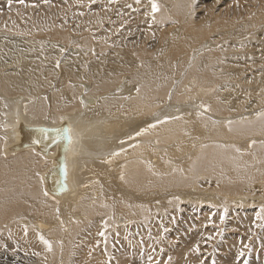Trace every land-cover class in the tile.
Returning a JSON list of instances; mask_svg holds the SVG:
<instances>
[{"label":"bare ground","instance_id":"obj_1","mask_svg":"<svg viewBox=\"0 0 264 264\" xmlns=\"http://www.w3.org/2000/svg\"><path fill=\"white\" fill-rule=\"evenodd\" d=\"M170 1L172 2L171 7L174 10V12H172L177 18L179 17L177 23L169 22L168 20V23L165 24V20L163 19L164 22L162 24L160 22L161 20H156L157 14L155 13L156 15H154V17L151 15L149 0H140L139 4L136 3V0H121L118 7L112 3L110 4L109 0H58L56 2L54 0L53 4L49 6L45 4L44 0H25L24 4H20L19 0H13L11 5H9L8 0H2L0 2V10H7L4 16L5 19H7L8 25L12 28V31H19L24 39L29 36L35 37V32H38L42 28L44 32L47 31V33L42 34L48 36H59V34H63L65 39L72 40H69L70 48L68 51L66 50V54L63 55L65 57L60 59V63L64 65L63 69H60L61 71H58L52 59L47 66L42 67V61L43 58H46V55L48 58L56 57L64 51L65 45L61 47L57 42V50L47 53L45 52V48L51 45L47 44L45 45L46 47H42L46 40L38 39L41 45L38 43V46H30L31 44H29V46L27 45L28 47L26 46L25 48L26 52L20 55V50L16 46V43H18L20 39H8L13 46L7 50L8 53L5 51V53H7V58L0 53V56H4L5 58L4 61L0 62V66L1 68H6V73L3 75L2 80H0L2 83V85L0 84V89H3L4 93L9 96L12 95L10 98L3 97L6 109L0 108V112L4 115L6 120L5 123L2 124V129H6V131L2 132V134L0 132V150H2L3 154L17 152L12 155L8 154V157L3 160L0 159V225H7L8 222L6 224L3 222L5 220L4 218L7 216H9V218L11 217L10 221L8 220L10 224L6 228L8 235L5 236L4 233L2 236L0 233V264H116V260H127L128 256H130L131 259L140 258L141 264H149V255L152 257V264H156V240L153 239V237H149L148 234V236H145V233H148L144 231L145 229H141L139 233L136 232L137 229H135V233L127 232L130 230V227L128 228L129 230L124 228H116L113 230L114 226L120 220L123 221L125 214L123 218H121V213L118 214L119 210L116 212L114 211L112 213L115 217L113 216L111 220H106L107 217L105 212L108 210L107 205L110 206V204L109 202L105 203V201L108 200V198L106 199L108 193L111 195H118L117 201L120 200V202L128 205L131 209L129 210V214H135L136 216L131 217L135 219L138 217L139 211L144 212L143 206H141L143 208L139 207L138 209L135 207H137L140 202L147 201L143 199L145 195L151 200L155 196L153 190H150L149 194H145L143 192L145 188L149 187L152 189L157 187L162 191L166 187H188L190 182L187 180V175L183 171H180L178 166H173L171 162H167L158 155L160 150L154 147L158 145L160 147V144L163 143L166 145V143H170L172 140L177 142L181 151L193 150L192 155L194 159L193 157V160L184 158L185 160L183 161L186 163L189 161L194 172H204V176L208 179V185L206 184L208 187H211L215 191L219 190L222 192L220 190L221 187L223 193H228L230 197L233 195V192L238 195L244 194L245 197L250 196L256 199V202L252 199L251 205H264V108H261L263 111L260 113L263 116H257L258 112L256 111L257 108L264 106V48L261 52L243 50L250 59L241 54L240 60L242 64L247 61L245 65L232 66L225 62L226 55L223 48H215V50H217L215 51L212 50L213 48L210 46L212 49H208L212 54H207L204 50V45L206 43L202 42V39L208 38V35H216V33L217 44H220L223 41L222 39H232L236 44H238L239 39H252L250 38V33L253 30L264 29V0H250L255 2L256 5L249 4L242 6V4H238L237 6L241 10L239 16L247 15L249 21H246L240 27L233 30H227L225 27L218 24L220 20L229 19L231 14L197 10L198 7L192 4L195 0ZM97 3L99 4V8L103 7V10H99V8L93 6ZM33 5H35V7H33ZM108 5L112 7L115 6L113 17L109 15L111 7H107ZM129 5H131V7H129ZM256 6L260 7L255 11ZM14 10L16 12H14ZM70 12L74 13L75 19H72V16L69 17ZM199 13H202V15H199ZM4 16L2 17L1 15L0 17L4 18ZM258 16L261 17L258 18ZM111 18H113L111 20L112 22L117 20L116 23H118V20L126 21L127 18L128 20L131 18L133 21V23H131L133 25L140 21L147 22L148 25L146 26H148L153 33V35L150 33V38L156 37L153 41V44L156 43V45L151 47L148 45V47H145V44L143 48L136 47L143 37L142 34H140L142 35V37L140 36L141 38L136 37L139 35L133 36L134 34H132L133 38L136 37V39H131L130 37V39H126L123 32L114 38L111 37L116 32V26L111 25L110 22L107 23ZM5 19L0 18V23H4ZM158 21L161 23L160 25ZM103 24H105L106 27L103 26ZM102 26L105 28L100 29ZM117 26H120V24ZM136 30L135 32L138 33V30ZM141 32H143L142 29ZM79 33H82V39L72 43L77 40L78 37L76 34ZM131 33L132 32L128 35ZM262 37L264 38V33H262ZM90 39H94V42H92V51L86 46ZM104 39L111 44L110 48L108 46L106 47L107 44L104 45L105 47L100 45L99 42L102 41L103 43ZM137 39H139V41ZM157 39L161 41H158L161 45H158ZM198 39L200 40L197 42L196 40ZM29 40L30 42L33 41L31 39ZM29 40L25 39L23 41ZM50 40L54 39H49L48 41ZM1 41H3V39ZM192 41L197 42L198 45L201 44V49L198 50V53H200V51L202 52L193 59L195 61V59L198 58L197 65L196 67L194 66L198 79L196 82L197 84L201 82L203 85L215 89V94L204 96L203 103L206 107H211L216 112L223 111L225 108L223 105L224 99L217 94V88L220 87L222 90H225L227 88L233 89L235 86H242L238 90L242 91L245 95L243 100L245 109L240 110L243 112L242 115L248 113L250 117L248 120H244L243 123L238 124L236 128H234L235 125L220 124L210 120V118L213 117L208 114L206 117L199 112L201 106L198 108L199 111H197L194 102H187L186 104L178 102L180 105H175L172 104L170 96V99L168 98L169 101H167L168 104L164 105L170 87L169 81L172 76L168 57L164 55L167 51H171L172 54L174 52L173 50L178 47H180L178 50H183L191 46L193 43ZM48 43L52 44V41ZM144 43L146 42H143V44ZM206 47L207 46H205V49ZM196 48L199 47L196 46ZM150 49H156V55H154L153 52L150 57L149 55H144L146 51L148 52ZM187 49L185 50L186 52ZM219 53L221 56H219ZM176 54H178V52ZM214 55L217 57H214ZM182 59L184 58L182 57ZM56 60L57 59H55V61ZM134 61H138L139 65H137L138 63L136 65L137 67L139 66V68L135 65L133 66L136 68L131 67V63L134 64ZM40 67L43 69L42 72H40ZM190 67L192 66L190 65ZM124 75L126 78H124ZM47 78L49 80H47ZM71 78L86 80L87 83L90 84L91 89L88 85L86 87L84 83L72 85L71 83L73 81L70 82ZM111 78L112 82L110 83ZM120 80L122 81L119 84ZM184 82H186V80ZM174 87L176 86H173V88ZM151 88L154 89V91L150 92ZM202 90L206 91L205 88ZM85 91L86 96L84 95ZM81 92L82 95H80ZM104 93L106 94L104 95ZM207 93H209V91ZM22 95L28 98L24 99L21 97ZM174 95L176 96L177 94ZM14 96L17 97L12 98ZM180 96L179 98L181 100L183 96ZM250 96L253 99H251ZM78 99L83 101L86 107L83 114L77 112L71 113V111L63 115L58 113L71 107ZM226 100L228 99L226 98ZM25 102H27V104H24ZM239 102L240 99H235L230 110L236 111L238 108L242 107V104ZM198 103H200V101H198ZM161 106L165 107L159 111V107ZM172 110L176 111L173 112ZM58 117L61 118V122L46 125L47 122L56 120ZM177 117L179 119H177ZM161 119H166L168 122H156L158 120L162 121ZM149 124H157V127L155 129H150L143 136L136 137V133L143 128H147ZM62 125H64L65 128L71 129L72 143L70 145H67L66 142L64 145L57 142L50 147L46 153H40L36 149V146L32 144L25 145L19 149L14 148L26 139L24 130L27 128H58ZM250 136L252 137L249 138ZM96 137L98 138V142H104L102 146L104 150L102 151L101 149L103 155L114 153L117 148L121 149L122 147L124 148V146L126 147L128 144L125 143L126 141H132L133 146L117 151L120 152L119 156H106L103 158V162L99 160L96 162V165L93 164V160L90 159L91 163L89 162L90 164H88L87 161H90L88 158L92 157L97 151L96 147L93 145ZM130 137H135V139L130 140ZM242 138L252 139V146L246 147L247 149H245L247 145L245 142L243 145L238 144L237 146L240 147L237 148V150L229 149L228 142H231V144L233 142L235 144V142H239ZM121 141H124L125 144L121 143ZM134 145H139V147H134ZM65 147L68 149L67 152H65ZM98 147L99 146H97V148ZM170 150L171 149H169V152ZM247 150L251 152L246 153L245 151ZM169 152L168 156L170 155ZM172 152L174 153L175 151ZM164 154L165 153H163V155ZM156 156H158V162L156 161ZM105 161H110V163H106ZM86 163L88 165H86ZM81 164H85V166L81 168L84 170L80 172L79 168ZM57 166L62 173V186L56 193H53L47 188L45 175L51 167ZM65 167L67 169L66 176ZM82 177L85 180L81 181ZM121 177H123V179H121ZM121 183L135 186L137 196L129 199L130 194L128 192L125 194L122 192L119 186ZM65 187L67 190H64ZM100 190H103V192L101 193ZM224 190L226 192H224ZM44 192H47L48 195L45 196ZM164 192L168 193L167 191ZM171 193L173 194V191ZM192 193L193 192L190 194ZM213 195L215 194L213 193ZM202 197L204 196L202 195ZM202 197L200 196L199 198ZM155 198H159L160 200V197ZM166 198L168 197L166 196ZM228 200L231 199L229 198ZM242 201L243 203L248 202V199L244 198ZM258 201L262 202L259 203ZM112 202H114V200ZM222 203L223 202H221V204ZM214 204H216V202H214ZM235 204L237 208V203ZM218 206H220V204ZM233 206L234 205H232V207ZM160 207H162V209L164 207H172L174 210L173 214L178 210H176V205L170 203V201ZM226 209L227 208L224 210ZM151 211L152 210L149 212ZM209 213L211 212L209 211L208 214ZM212 213L214 212L212 211ZM242 213H240L238 222L228 223V226L231 225L232 228H237V230L238 227L239 230L240 228H244L243 230L247 231L246 234L251 235L252 232L259 228L260 221L256 219V215H253V213L249 212V214L246 215ZM254 213H256V211H254ZM195 214L194 216L197 217ZM231 215L232 217L235 216H233V214ZM160 216L162 217V215ZM182 216H184V214ZM193 217L191 216V219H193ZM206 218L207 214L205 216V221L202 219L201 221L204 223L208 222ZM234 218L235 219H232L233 221L236 220V217ZM215 220L220 221L219 214ZM186 221L184 220L185 223ZM150 223L154 224L153 221ZM209 223L211 222L209 221ZM186 224H188V222ZM190 224L188 226H190ZM205 224L208 226L207 223ZM214 224L218 225L221 223L218 222V224H216L214 222ZM239 224L240 226H238ZM157 225L159 226V224ZM197 225L200 226L198 223ZM167 227L169 228V225ZM214 227L216 228L217 226ZM170 228L172 229L173 226ZM25 229H27L26 234ZM176 229L175 232L178 231ZM243 230L242 232L244 233ZM101 231L105 232L107 243H105L103 237L99 236L98 233ZM156 231L154 232L155 235ZM213 231L215 230L213 229ZM196 232L197 231H195V233ZM206 232L209 235V230ZM219 232V230H216V234ZM188 234H186V238H188ZM207 234L205 233V235ZM192 235L188 236L192 237ZM9 236L11 237L8 238ZM39 236H43L44 239L51 243V251L46 250ZM157 236L154 237L156 238ZM202 236L199 237L201 238ZM171 237L168 239L171 240L173 238ZM195 238L198 237L194 236V239ZM159 240L160 237L158 238V241ZM183 240L187 243L186 241L188 239ZM201 240L204 241L205 239L202 237L201 239L193 240V242L190 241L193 244L191 247L188 246L190 247L188 248L189 252L185 254L184 251L188 250L175 252L176 249H172L175 252L172 255L171 253L169 254L170 250L166 248V251H169L167 255H171V259H176V261L171 260L170 264L200 262L199 260L201 259L199 255L193 252L192 249L194 247H199V242L200 244L203 243ZM243 243L242 241V245L250 247L247 242ZM188 244L189 243H187V245ZM232 244H236V242ZM172 245L174 246L175 244ZM183 245L184 248H187L185 244ZM160 247L162 246L160 245ZM169 247L172 246L170 245L168 248ZM204 248L206 249L207 247L205 246ZM256 248L253 246V252H258ZM142 249L145 252L144 255H141ZM158 249L161 251L162 248ZM217 249L218 248H216V250ZM207 251L208 250H206V252ZM200 252L201 250L199 253ZM220 252L221 250H219V253ZM253 256L254 254H252V257ZM201 258L203 259V257ZM223 258L226 262L229 261L228 256ZM204 259L206 260V257ZM128 261L132 264L130 258ZM164 261L165 260H162L161 264H164ZM135 262L134 264H137Z\"/></svg>","mask_w":264,"mask_h":264},{"label":"rangeland","instance_id":"obj_2","mask_svg":"<svg viewBox=\"0 0 264 264\" xmlns=\"http://www.w3.org/2000/svg\"><path fill=\"white\" fill-rule=\"evenodd\" d=\"M2 1V0H1ZM0 1V2H1ZM56 1H58V0H55V2ZM60 1H62V0H60ZM53 2H54V0H48V2L47 3H45V4H47L48 6L51 4H53ZM120 2H121V0H116V3H112V4H114L115 6H117L118 7V5L120 4ZM155 2L159 5V11L155 14L156 15V20H161L160 22L163 24V22H164V20H165V24H167L168 23V20H169V22H175V23H177L178 22V20H179V17L177 18L176 17V15L173 13L174 12V10L172 9V7H171V5H172V2L169 0H155ZM160 2V3H159ZM110 3V2H109ZM163 3V4H162ZM111 4V3H110ZM192 4H194V6L195 7H198V9L197 10H201V11H204V10H206V11H208V12H220V13H226V14H231V17L229 18V19H225V20H220V21H218V24L219 25H221V26H223V27H225L227 30H233V29H237L238 27H240L243 23H245L246 21H249V19H248V17H247V15H243V16H239V14L241 13V10L238 8V4H242V6L243 5H249V4H251V5H256V3L255 2H252V1H250V0H195V1H193V3ZM164 5H166V6H164ZM93 6H95V7H97V8H99V4L97 3V4H94ZM115 6L114 7H112L111 5H108L107 7H111L110 8V11H109V15L111 16V17H113L114 16V8H115ZM259 7L260 6H256V8H255V11L256 10H258L259 9ZM37 9V8H36ZM168 11H167V10ZM99 10H103V7H101V8H99ZM166 11H167V13H166ZM173 11V12H172ZM7 12V10L6 11H4V9L3 10H0V16L2 15V17L4 16V14ZM14 12H16L15 10H14ZM236 13H238V14H236ZM159 15H161V16H159ZM163 15V16H162ZM167 15V16H166ZM199 15H202V13H199ZM264 15V14H263ZM72 16V17H71ZM2 17H0L1 19H5V16H4V18H2ZM69 17H71L72 19H75L74 18V13L73 12H70L69 13ZM167 17V18H166ZM174 17H175V20H174ZM261 16H258V18H260ZM169 18V19H168ZM171 18V19H170ZM173 18V19H172ZM113 18H111L110 20H108L107 21V23L108 22H110V24L111 25H115L116 26V32H117V34H116V32H115V34L113 35V36H111V37H116V36H118V34H120V33H124V37L126 38V39H128L129 37L132 39L133 38V36H136V35H139V36H136L137 38H141L142 37V35H143V39L141 38V40L143 41V42H146V43H144L143 44V42L140 40L139 41V39H137L140 43V45L138 44V45H136V47L138 46V48L140 47V48H143V46H145V44H146V46L145 47H148V45H149V47H151V46H155L156 45V43L155 44H153V41L156 39V37L154 38V37H151L150 38V33H151V35H153V33H152V31H150V29H149V27L148 26H146V25H148V23L147 22H145V21H140L139 23H137V24H132L133 23V21H132V19L130 20H128V18L126 19V21L125 20H118V23L120 24V26H117V25H119L118 23H116V21L114 20L113 22L111 21ZM164 19V20H163ZM178 19V20H177ZM7 19H5L4 20V23H0V53L2 54V55H4V56H6V58H7V53H8V49H10L13 45L11 44V42H10V40H8V39H20L19 41H18V43H16V46H17V48L20 50V52H19V54L20 55H23L24 54V52H26L25 51V48H26V46L28 45L29 46V44H31L30 46H36L38 43L40 44V41L38 40V39H45L46 41H44V44H43V46L42 47H46L45 45H47V44H50L51 46H48L47 48H45V52H47V53H50L51 51H55V50H57V43H59L58 45L59 46H63V45H65V49H64V51H62L59 55H57L56 57H49L48 58V56L46 55H44L46 58H43V61H42V67H45V66H47L49 63H50V61H51V59L53 60V63H54V65L56 66V62H57V60L60 62V59H63L65 56H63L64 54H66L65 52H67L68 50H69V48H70V42H69V40H71V39H65L64 38V35L63 34H59V36L58 35H53V36H48V35H46V34H42V33H47V31H45L44 32V30L41 28V30H39L38 32H35L34 34L36 35L35 37L34 36H29V37H27V38H25V39H27V40H29V39H31V40H33V41H31L30 42V40L29 41H23V40H25L24 39V37H23V35L19 32V31H17V30H13L12 31V28H10V26L8 25V23H7V21H6ZM174 20V21H173ZM6 21V22H5ZM121 21V22H120ZM128 22H129V24H128ZM132 22V23H131ZM159 21H158V23H159V25L161 24ZM131 23V24H130ZM105 24H106V22H105ZM105 24H103V26H105ZM139 24V25H138ZM124 25V26H123ZM129 25H131V26H129ZM141 25V26H140ZM101 27L100 29H103V28H105V27ZM130 28H129V27ZM10 29H9V28ZM124 29H123V28ZM130 29H128V28ZM132 27V28H131ZM5 28H7V29H5ZM136 28H137V30H136ZM128 29V30H127ZM140 29V30H139ZM141 29L143 30V32H145V33H143V32H141ZM255 29V28H254ZM131 30H133L134 32H135V30L138 32V33H134L133 31H131ZM84 31V30H83ZM128 31H129V33L130 32H132L130 35H128L129 33H128ZM150 31V32H149ZM41 32V33H40ZM140 32V33H139ZM4 33V34H3ZM8 34V35H6V34ZM262 33H264V29H258V30H253L251 33H250V38H252V39H239V41H238V44H236V43H234L233 41H232V39H222L223 41L220 43V44H217V33H216V35H208V38L206 37V38H204V39H202V42H204V43H206L205 45H204V50L206 51V53L208 54V53H211L210 51H209V49H212V50H215V48H218V47H221V48H223L224 49V51H225V55H226V63L227 64H230V65H232V66H244L245 65V63L247 62H245V63H243L242 64V61L240 60V55L241 54H243L244 56H246L248 59H250V57L247 55V54H245L244 52H243V50H252L253 52H261L262 51V49L264 48V38L262 37ZM132 34H134L133 36H132ZM140 34H142V35H140ZM145 34V35H144ZM82 33H79V34H76V36L78 37L77 38V40L76 41H73L72 43H74V42H78L80 39H82ZM2 36V37H1ZM8 36V37H7ZM42 36V37H41ZM45 36V37H44ZM62 36H63V39H62ZM132 36V37H131ZM141 36V37H140ZM145 36V37H144ZM136 37H134L135 39H136ZM147 37V38H146ZM23 38V39H22ZM129 38V39H130ZM133 38V39H134ZM3 39V41H1ZM34 39H36V40H34ZM49 39H54V40H50V41H52V44L51 43H48V42H50V41H48ZM65 39V40H64ZM8 40V41H7ZM61 40V41H60ZM91 40V41H90ZM89 41H88V45H86V46H88L89 48H90V50L92 51L93 50V43L92 42H94V39H90ZM145 40V41H144ZM152 40V41H151ZM200 39H198V40H196L197 42L199 41ZM216 40V41H215ZM72 41V40H71ZM149 41V42H148ZM158 41H160L159 39H157V42ZM2 42V43H1ZM25 42V43H24ZM33 42V43H32ZM36 42V43H35ZM57 42V43H56ZM141 42H142V44H141ZM148 42V43H147ZM161 42V41H160ZM160 42H158V45H161V43ZM193 43H192V47L191 46H188L187 48H185V49H183V50H178L180 47H178V48H176L175 50H173L172 52V54H171V51H167L166 53H165V55L164 56H167L168 57V63L171 65L170 66V72H171V74H172V76H171V80L169 81V83H170V87H169V90H168V94H167V96H166V98H165V104L164 105H167L168 104V102L167 101H169V97L171 96V102H172V104H175V105H180V103L181 104H186L187 102L188 103H193L194 102V104H195V106H196V110L197 111H199V112H201L204 116H206L207 117V114L208 115H210V116H212L213 118H210V120H212V121H214V122H218V123H220V124H229V125H235V127L234 128H236L237 126H238V124H241V123H243V121L244 120H248V118L250 117V115L248 114V113H246V114H244V115H242V111L240 110V109H245V104H243V100H244V93L242 92V91H240V90H238L239 88H241V87H237V86H235V87H233V89L232 88H227V89H225V90H222L220 87H218L217 88V94H219L220 95V97L221 98H223L224 100H223V105L225 106V108L223 109V111H220L221 112V114H220V112H216V111H214L211 107H206V105L203 103L204 102V96H211V95H213V94H215L214 92H215V89H211V88H209L208 86H205V85H203V83H201V82H199L198 84H197V82H196V80L198 81V79H197V75H196V70H194L195 69V67H196V65H197V61H198V58H196L195 59V61L193 60L194 59V57L195 56H197L198 54H201L202 52L200 51V53H198V50L199 49H201V44L200 45H198V43L197 42H195V41H192ZM213 44H212V43ZM35 43V44H34ZM100 43V45L102 46V47H105L104 45H106V47L108 46L109 48L111 47V44L110 43H108V42H106V40L104 39L103 40V43H102V41H100L99 42ZM152 43V44H151ZM54 44V45H53ZM68 44V45H67ZM41 45V44H40ZM92 45V46H91ZM27 46V47H28ZM38 46V45H37ZM69 46V47H68ZM196 46L197 47H199V48H196ZM205 46H207L206 47V49H205ZM212 48H211V47ZM5 48V49H4ZM192 49V51H191V49ZM209 48V49H208ZM187 49V52L185 51ZM190 49V50H189ZM208 49V50H207ZM67 50V51H66ZM178 50V51H177ZM5 51H7V53H5ZM180 51H181V53H180ZM184 51V52H183ZM215 51H217V50H215ZM154 53V55H156V49H150L148 52L146 51V53L144 54V55H149V57L150 56H152V54ZM178 52V54H176ZM189 52V53H188ZM213 52V51H212ZM183 54H185V55H183ZM212 54V53H211ZM191 55V56H190ZM4 56H0V62L1 61H4L5 60V58H4ZM59 56H60V58H59ZM63 56V57H62ZM189 56V57H188ZM193 56V57H192ZM219 56H221V54L219 53ZM182 57L184 58V59H182ZM187 57V58H186ZM214 57H217L216 55H214ZM172 58V59H171ZM175 58V59H174ZM185 58H186V60H185ZM55 59H57L56 61H55ZM177 59V60H176ZM175 60V61H174ZM216 60V59H215ZM155 61H156V56H155ZM172 61V62H171ZM174 61V62H173ZM193 61V62H192ZM135 63L133 64V63H131V67H133V68H136L137 67V65H139V63H138V61H134ZM138 63V64H137ZM188 63H190V64H188ZM137 64V65H136ZM133 65H135V66H133ZM190 65L192 66V67H190ZM59 66H60V68L59 67H56L57 69H58V71H61L62 69H63V67H64V65L63 64H61V63H59ZM157 66V65H156ZM179 66V67H178ZM195 66V67H194ZM187 67V68H186ZM189 67V68H188ZM194 67V68H193ZM105 68H106V65H105ZM137 68H139V66L137 67ZM185 68H186V70H185ZM191 68V69H190ZM61 69V70H60ZM177 70V71H176ZM43 71V69L40 67V72H42ZM186 71V72H185ZM256 71V70H255ZM177 72V73H176ZM6 73V68H1V66H0V80H2V78H3V75ZM176 74V75H174V74ZM180 73H181V75H180ZM130 74V73H129ZM185 74H186V76H185ZM110 76V75H109ZM175 79H174V78ZM184 79H182V78ZM124 78H126L125 77V75H124ZM74 79V80H73ZM174 79V80H173ZM189 79V80H188ZM194 79V80H193ZM47 80H49L48 78H47ZM186 80V82H184ZM187 80H188V82H187ZM193 80V81H192ZM73 81V82H72ZM121 81L122 80H120L119 81V84L121 83ZM192 81V82H191ZM70 82H72L71 84L72 85H78V84H81V83H84V84H86L85 86L87 87V85L89 86V88L91 89V87H90V84L89 83H87V81L86 80H78V79H76V78H71L70 79ZM112 82V78L110 79V83ZM188 83V84H187ZM0 84L2 85V83L0 82ZM194 84H196V85H194ZM191 85V86H190ZM200 85H201V87H200ZM173 86H176V87H174L173 88ZM185 86V87H184ZM190 86V87H189ZM208 87V88H207ZM1 88H2V86H1ZM85 88V87H84ZM198 88H199V90H198ZM203 88H205L206 89V91L205 90H202ZM216 88V87H215ZM83 89V88H82ZM89 89V90H90ZM191 89V90H190ZM208 89V90H207ZM232 89V90H231ZM3 91V89H0V91ZM89 90H88V92H89ZM174 90V91H173ZM1 91V92H2ZM152 91H154V89H150V92H152ZM172 91H173V94H172ZM181 91V92H180ZM202 91H203V94H202ZM209 91V93H207ZM211 91V92H210ZM231 93H230V92ZM0 92V95L1 94H3V95H1L0 97V108H2V109H6V105L4 104V102H3V97L4 98H10L11 96H9L8 94H6V93H4V91L1 93ZM199 94H198V93ZM223 92V93H222ZM170 93V94H169ZM230 93V94H229ZM106 93H104V95H105ZM174 94H177L176 96L174 95ZM181 96H183V97H181ZM211 94V95H210ZM80 95H82V92L80 93ZM85 96H86V91H85V94H84ZM103 95V96H104ZM225 95H226V97H225ZM110 96V95H109ZM179 96L181 97V100H180V98H179ZM17 96H14V97H12V98H16ZM22 98H24V99H27L28 97H26L25 95H22L21 96ZM26 97V98H25ZM110 97H112V96H110ZM185 97V98H184ZM187 97V98H186ZM189 97V98H188ZM192 98V100H191V98ZM199 97V98H198ZM85 98H88V97H85ZM169 98V99H168ZM178 98V99H177ZM226 98L228 99V100H226ZM250 98L251 99H253L251 96H250ZM177 99V100H176ZM198 99V100H197ZM235 99H240V102L239 103H241L242 104V107H240V108H238L236 111H231L230 110V108L232 107V103H233V101L235 100ZM87 100V99H86ZM183 100V101H182ZM198 101H200V103H198ZM178 102H180V103H178ZM177 103V104H176ZM24 104H27V102H25ZM79 104V105H78ZM198 104V105H197ZM201 106V107H200ZM165 106H161V107H159L160 109H159V111L161 110V109H163ZM200 107V108H199ZM247 107V106H246ZM198 108H199V110H198ZM205 108H207V111H205ZM261 108H264V106L263 107H260V108H257V116H263V115H261L260 113L263 111V109L261 110ZM69 109V110H68ZM68 109H66V110H64V111H60V112H58L59 114H61V115H63L64 113H70V111H71V113H74V112H77V113H84L85 112V109H86V107H85V105L84 104H82L81 103V101H80V99H78V101L75 103V104H73L71 107H69ZM77 109H79V110H77ZM173 112L174 111H176V110H172ZM202 111H204V112H202ZM214 111V112H213ZM227 113H226V112ZM245 111H247V110H245ZM212 112V113H211ZM225 112V113H224ZM206 113V114H205ZM218 113H219V115H218ZM0 114H1V112H0ZM243 116V117H242ZM217 118V119H216ZM60 119V120H59ZM3 120V121H2ZM157 120V119H156ZM155 120V121H156ZM162 120V119H161ZM5 117H4V115H0V132H1V134H2V132H5L6 131V129H2V124L3 123H5ZM158 121H160V120H158ZM158 121H156V122H158ZM47 122V121H46ZM59 122H61V118H57L56 120H50V122H47L46 123V125H51V124H57V123H59ZM51 123V124H50ZM133 123V122H132ZM100 136V135H99ZM97 137H98V133H97ZM96 137V139L94 140V147H96V149H97V151L92 155V157H90V158H88L89 160L90 159H92L93 161H92V163L93 164H95L96 165V162L97 161H99V160H101V162H103V158L104 157H106V156H111L113 153H110V154H107V155H103V150H104V148L102 147L103 146V144H104V142L102 141V143L101 142H98V138ZM252 136H250L249 138H251ZM249 138H242L241 140H239V142H235V144L232 142V144H231V142H228L227 144H229V149H234V150H237V148H239L240 146H237L238 144L240 145H243V143L245 144V142L247 143V145L245 146V149H247L248 147H250V146H252V139H249ZM131 140V139H130ZM249 141V142H248ZM98 142V143H97ZM217 142H220V141H217ZM222 142V141H221ZM97 143V144H96ZM125 143H128L127 145H126V147L124 146V148L122 147L121 149L120 148H117L116 149V151L115 152H117V151H120V150H123V149H125V148H129L130 146L132 147L133 146V144H132V141H129V142H125ZM124 143V144H125ZM207 143H208V141H207ZM101 144V145H100ZM216 144H219V143H216ZM226 144V145H227ZM231 144V145H230ZM97 146H99L98 148H97ZM128 146V147H127ZM228 146V145H227ZM232 146H234V147H232ZM130 147V148H131ZM154 147H156L157 148V150H160L159 151V153H158V155H160L163 159H165L167 162H171V164L173 165V166H178V168H179V170L180 171H183L186 175H187V180L190 182V184L188 185V187H184V186H179V187H176V188H169V187H166L165 189H163L162 191L160 190V189H158L157 187H154V188H145L144 190H143V192L145 193V194H149V191L150 190H153L154 191V193H155V196L153 197V199L151 200V199H149V198H147L146 197V195H145V197L143 198L144 200H147V201H142V203L140 202V204L137 206V207H135L136 209H138L139 207L140 208H143L144 209V212H140L139 211V214H138V217L137 218H135V219H133V218H131L132 216H136L135 214H129V210H131L130 209V207L128 206V205H126V204H124V203H122V202H120V200L119 201H117L118 199V195H116V194H113V195H111V194H107V196H106V199L108 198V200H106L105 201V203H107V202H109V204H110V206H108L107 205V211L105 212V215H106V217H107V219L106 220H111L112 218H113V216L115 217V215L112 213V212H116V211H118L119 210V212H118V214L119 213H121V215L120 216H122L121 218H123V215L125 214V215H127V216H125L124 215V219H123V221L122 220H120L115 226H114V228H113V230H115L116 228H124V229H126V230H129L128 228L130 227V230L129 231H127V232H129V233H135V229H137L136 230V232L137 233H139L140 232V230L142 229H145L144 231H146V232H148V233H145V236L148 234L149 235V237H153V239H155L156 240V248H157V250H156V253H157V255H156V261L159 259V261L161 262L162 260H168V257H171V255L169 256V254L171 253L172 255H173V253H175L176 251H184V250H188V248H190L191 247V245L193 244V243H191V242H193V240H197V239H201L202 237H203V239H205L204 241H202L201 240V242H203L202 244H200V242H199V251L201 250V252L199 253H196V254H198L199 255V258L201 259V260H199L200 262H197V263H199V264H213V261L215 262V264H245V261L247 262V264H264V250H262V249H264V227H261V226H259V228L258 229H256L254 232H252L251 233V235H248V234H246L247 233V231L246 230H243L244 228H240V230L242 229L243 231H244V233L242 232V230L240 231L239 230V227H238V230H237V228H232L231 227V225L230 226H228V223H232V222H238L239 221V219H240V213H242L243 215H246V214H249V212L250 213H253V215L255 214L256 215V213L257 212H259L260 211V209H261V207H264V205H262V204H253V205H251L252 203V201L253 200H255V202H256V199H254L253 197H250V196H246L245 197V195L244 194H235L234 192H233V195H231V197L228 195V193H226V194H224L223 193V189H221V187H220V190L222 191V192H220L219 190V193H218V191H215L214 189H212L211 187H208L207 185V182H208V179L206 178V176H204L205 174H204V172L203 171H196V172H194L193 171V169H192V165L191 164H189V161H188V163H186L185 161H183V160H185L186 158H188L189 160H193L194 159V156L192 155L193 154V150H186V151H181V149H180V147H178V145H177V142L175 141V140H172L170 143H166V145H165V143H163V144H160V147H159V145L158 146H154ZM171 147V148H170ZM199 147V146H198ZM247 147V148H246ZM171 149L172 151H175L174 153L170 150V152H169V149ZM101 149H102V151H101ZM166 149H168V150H166ZM163 150V151H162ZM251 150V149H250ZM250 150H247V151H245L246 153H250L251 151ZM20 152V151H19ZM97 152H99V153H97ZM165 153L164 155H163V153ZM168 152H169V156H171V157H169L168 156ZM190 152V153H189ZM15 153H17V152H12V154H15ZM2 153V150H0V159L1 160H3V159H5L6 157H8V154H10V155H12L11 153H5V154H3ZM179 154V155H178ZM9 155V156H10ZM4 157V158H2V157ZM97 156V157H96ZM113 156V155H112ZM180 156V157H179ZM188 156V157H187ZM174 157H175V159H174ZM192 157H193V159H192ZM98 158V159H97ZM156 161L158 162L159 160H158V156H156ZM185 158V159H184ZM94 160H96V161H94ZM181 160V161H180ZM86 162V161H85ZM91 163V160L90 161H87V163L88 164H90ZM115 162H117V161H115ZM156 162V163H157ZM185 162V163H184ZM86 163V165H88ZM185 165V166H184ZM83 166H85V164L83 165V164H81V166H80V168H79V170H80V172H81V170H84V169H81ZM104 166L106 167V164L104 163ZM186 169H188V170H186ZM185 171H187V172H185ZM191 175V176H190ZM36 176H37V174H36ZM190 176V177H189ZM202 176V177H201ZM197 179H196V178ZM86 178V177H85ZM202 178V179H201ZM204 178H206V179H204ZM210 178V177H209ZM87 179V178H86ZM83 180H85V179H83V177L81 178V181H83ZM207 180V181H206ZM206 181V182H205ZM201 183V184H200ZM124 183H121V184H119V186H120V188L122 189V192L125 194L126 192H128L130 195H129V199L130 198H133L134 196H137V190H136V187L135 186H132V185H130V184H124ZM207 184V185H206ZM137 185H138V182H137ZM202 186V187H201ZM203 186H204V188H203ZM125 187V188H124ZM203 188V189H202ZM244 188H246V187H244ZM249 188H251V187H249ZM101 189V188H100ZM125 189V190H124ZM132 190V191H131ZM129 191H131V192H129ZM157 191V192H156ZM164 191H167L168 193H165ZM170 191V192H169ZM173 191V194L171 193ZM214 191V192H213ZM257 191V190H256ZM100 192L102 193L103 192V190H100ZM161 192V193H160ZM183 194H182V193ZM189 192V193H188ZM191 192H193L192 194H190ZM198 192V193H197ZM224 192H226L225 190H224ZM181 193V194H180ZM186 193H188V194H186ZM212 193V194H211ZM213 193L215 194V195H213ZM134 194V195H133ZM209 194V195H208ZM224 194V195H223ZM232 194V193H231ZM190 195V196H189ZM192 195V196H191ZM202 195L204 196V197H202ZM208 195V196H207ZM223 195V196H222ZM166 196L168 197V198H166ZM176 196V197H175ZM188 196V197H187ZM202 197V198H199V197ZM237 198H236V197ZM244 196V197H243ZM110 197V198H109ZM112 197V198H111ZM155 197H160V200H159V198H155ZM171 197V198H170ZM173 197H175V198H173ZM184 197V198H183ZM228 197V198H227ZM233 197V198H232ZM166 198V199H165ZM193 198V199H192ZM196 198V199H195ZM213 198V199H212ZM219 198V199H218ZM231 199V200H228V199ZM244 198H246V199H248V202H244L243 203V201L242 200H244ZM163 199H165V200H163ZM172 199V200H171ZM175 199V200H174ZM195 199V200H194ZM234 199V200H233ZM253 199V200H252ZM104 200V199H103ZM114 200V202H112ZM148 200H150V201H148ZM157 200V201H156ZM158 200H159V202H158ZM167 200V201H166ZM193 200V201H192ZM224 200H225V202H224ZM154 201V202H153ZM164 201H165V203H169V201H170V203H173V204H175L176 205V210L178 211H176V213H174L173 214V209H172V207L171 208H166V207H164L163 209H162V207H160V206H162V205H165V203H164ZM223 202L222 204H221V202ZM238 201V202H237ZM240 201H242V202H240ZM120 204H119V203ZM151 202H152V204H151ZM156 202V203H155ZM214 202H216V204H217V206H216V204H214ZM240 202V203H239ZM259 203H261L262 201H258ZM114 203H116V204H114ZM155 203V204H154ZM229 203V204H228ZM234 203V204H233ZM235 203H237V208H236V204ZM250 203V204H249ZM111 204H112V207H111ZM154 204V205H153ZM158 204V205H157ZM220 204V206H218ZM188 205V206H187ZM209 205V206H208ZM232 205H234L233 207H232ZM141 206H143V207H141ZM158 206V207H157ZM228 206V207H227ZM260 206V207H259ZM148 207V208H147ZM184 207V208H183ZM205 207V208H204ZM223 207H225V208H227L226 210H224L225 208H223ZM254 207H256V208H254ZM119 208V209H118ZM147 208V209H146ZM190 208V209H189ZM207 208V209H206ZM221 208V209H220ZM210 209V210H209ZM230 209H233V210H230ZM235 209H237V210H235ZM257 209V210H256ZM113 210V211H112ZM123 212H122V211ZM150 210H152L151 212H149ZM158 210V211H157ZM163 210V211H162ZM171 210V211H170ZM188 210V211H187ZM191 210V211H190ZM207 210H208V212L210 211L211 213H209V214H211V215H209L208 214V212H207ZM219 210V211H218ZM252 210V211H251ZM154 211V212H153ZM161 211V212H160ZM190 211V212H189ZM202 213H201V212ZM212 211L214 212V213H212ZM216 211V212H215ZM235 211V212H234ZM246 211V212H245ZM254 211H256V213H254ZM167 214H166V213ZM183 212V213H182ZM207 212V213H206ZM196 213V214H195ZM199 213H201V214H199ZM215 213H217V214H215ZM172 214V215H171ZM184 214V216H182ZM194 214L195 215H197V217L200 219V221H199V219L196 217V216H194ZM204 216H203V215ZM206 214H207V218H206V221L208 220V222H205V223H207L208 224V226L204 223V222H202L201 221V219L202 220H204L205 221V216H206ZM218 214L221 216V215H223L224 216V223H221V221H216L215 219H217V217H218ZM231 214H233V216L234 217H236V220H232V219H235L234 217H232V215ZM141 215H142V218H141ZM156 215V216H155ZM160 215H162V217L160 216ZM164 215V216H163ZM174 215H175V217H174ZM177 215V216H176ZM179 215V216H178ZM209 215V216H208ZM216 215V216H215ZM262 216H264V213H262L261 214ZM145 216V217H144ZM154 216V217H153ZM187 216H189V217H187ZM191 216L193 217V219H191ZM211 216V217H210ZM215 216V217H214ZM112 217V218H111ZM152 217V218H151ZM165 217V218H164ZM172 219V222H171V219ZM184 217H187V218H184ZM238 217V218H237ZM11 218V217H10ZM10 218H9V216H7L6 218H4L5 220L3 221L5 224L7 223V225H0V228H1V230H0V233H1V235L3 236L4 235V233H5V236L6 235H8L7 234V232H6V228H7V226L10 224ZM128 220H127V219ZM140 218V219H139ZM150 218V219H149ZM164 218V219H163ZM177 218V219H176ZM197 218V219H196ZM210 218V219H209ZM131 219V220H130ZM213 219H214V222L216 223V224H218V222L219 223H221V224H218L219 226H221V227H219L218 225H215L214 224V222H213ZM219 219V218H218ZM9 220V221H8ZM142 220V221H141ZM159 220V221H158ZM163 220V221H162ZM170 220V221H169ZM181 220H182V222H181ZM184 220L186 221V223L188 222V224H186L185 222H184ZM191 222H190V221ZM154 222V224L152 223H150V222ZM161 221H162V223H161ZM177 223H176V222ZM193 221V222H192ZM209 221L213 224H211V223H209ZM228 221V222H227ZM260 221V225L262 224V223H264V220H259ZM157 222V223H156ZM180 222H181V224H180ZM202 222V223H201ZM161 223V224H160ZM179 223V224H178ZM183 223H184V226H183ZM191 223V224H190ZM197 223L201 226H198L197 225ZM225 223H226V225H225ZM110 224V223H109ZM120 224V225H119ZM157 224H159V226L157 225ZM190 224V226H188ZM137 225V226H136ZM151 225H152V227H151ZM169 225V228L167 227ZM173 226V228L172 229H174V230H172L170 227H172ZM182 225V226H181ZM197 225V226H196ZM204 225H205V228H204ZM139 226V227H138ZM142 226V227H141ZM154 226V227H153ZM164 226V227H163ZM176 226V227H175ZM177 226H180V227H177ZM213 226V227H212ZM214 226H217L216 228L214 227ZM238 226H240V224L238 225ZM126 227V228H125ZM135 227V228H134ZM156 227V228H155ZM163 227V228H162ZM183 227V228H182ZM193 227V228H192ZM212 227V228H211ZM219 227V228H218ZM132 228V229H131ZM155 228V229H154ZM177 228V229H176ZM185 228V229H184ZM191 228V229H190ZM210 228H211V231H210ZM149 229V230H148ZM155 230L156 231V229H157V231H159V232H157L156 231V235L154 234V230L153 231H151V230ZM168 229V230H167ZM175 229L176 230H178L177 232H175ZM184 229V230H183ZM189 229V230H188ZM206 229V230H205ZM213 229L215 230V231H213ZM161 230V231H160ZM167 232H166V231ZM186 230H187V232H186ZM194 230V231H193ZM204 230V231H203ZM207 230H209V235L207 234ZM216 230H219L220 232L219 233H217L216 234ZM233 230H235V231H233ZM171 231V232H170ZM173 231H174V233H173ZM195 231H197L196 233H195ZM213 231V232H212ZM241 233H240V232ZM162 232V233H161ZM188 232H189V234H188ZM236 232V233H235ZM238 232V233H237ZM178 233H180V234H178ZM190 233H192V234H194V235H192V234H190ZM203 234V236H202V234ZM205 233L207 234V235H205ZM213 233H214V235H213ZM226 233V234H225ZM163 234V235H162ZM173 234V235H172ZM186 234H188V235H192V237H190V236H188L187 235V237L188 238H186ZM211 234H212V236H211ZM238 234V235H237ZM147 235V236H148ZM152 235V236H151ZM158 235V236H157ZM160 235V236H159ZM166 235V236H165ZM170 235V236H169ZM171 235H172V237H171ZM175 235V236H174ZM202 236L201 238L199 237V236ZM228 235H229V237H228ZM233 235V236H232ZM142 236V235H141ZM154 236H157L158 238L160 237V240L158 241V238L156 237H154ZM184 236V237H183ZM194 236H197L198 238H195L194 239ZM209 236H211V237H213V239H211V240H209L208 239V237ZM241 236V237H240ZM251 236V237H250ZM263 238H262V237ZM11 236H9L8 238H10ZM169 237H171L172 239L170 240V239H168ZM180 237H181V239L183 240V239H185V240H187L186 242L187 243H189L188 245H187V243H185V241L183 242L181 239H180ZM232 237V238H231ZM261 240H260V239ZM191 239V240H190ZM243 239V240H242ZM247 239V240H246ZM215 240V241H214ZM238 240V241H237ZM164 241V242H163ZM180 241V242H179ZM182 241V242H181ZM191 241V242H190ZM206 241V242H205ZM228 241V242H227ZM242 241L245 243V242H247L249 245H250V247H248V246H246V245H242ZM252 241V242H251ZM160 242H161V244H160ZM233 242H236V244H232ZM256 242H257V244H256ZM259 242V243H258ZM178 243H180V244H178ZM228 243V244H227ZM237 243H238V245H237ZM243 243V244H244ZM254 243V244H253ZM162 246V247H160V245ZM168 245V246H172V247H169V248H171V249H169L168 248V246H166V245ZM172 244H175L174 246L172 245ZM178 244V245H177ZM182 244V245H181ZM183 244H185V246L187 247V248H184V245ZM231 247H230V246ZM232 245H233V247H232ZM158 246V247H157ZM183 246V247H182ZM188 246H190V247H188ZM207 247L206 249L204 248V247ZM220 246V247H219ZM229 246V247H228ZM241 248H240V247ZM245 246V247H244ZM252 246V247H251ZM253 246H254V248H256V246H257V248L256 249H258V252L257 251H255V252H253ZM164 247V248H163ZM242 247H244V248H242ZM263 247V248H262ZM158 248H162L161 249V251L158 249ZM168 250H170V252L169 251H166L167 249ZM210 248V249H209ZM216 248H220L219 250H221V252L219 253V250L217 251L216 250ZM224 248V249H223ZM248 248V249H247ZM251 248V249H250ZM260 248V249H259ZM143 249H145V248H143ZM142 249V253H141V255H144V250ZM172 249H176L175 250V252H174V250H172ZM226 249H227V253H228V255H227V253H226ZM247 251H246V250ZM206 250H208L207 252H206ZM211 250V251H210ZM213 250V251H212ZM173 251V252H172ZM231 253H230V252ZM261 251H262V253H261ZM160 252V253H159ZM164 252V253H163ZM169 252V254L167 255V253ZM187 252H189V250L188 251H184V254L185 253H187ZM225 252V253H224ZM234 252V253H233ZM240 252H243L244 254L242 255V256H239L238 254L240 253ZM251 252H253V253H251ZM215 253H216V255H215ZM230 253V254H229ZM257 255H256V254ZM164 254V255H163ZM202 254V255H201ZM252 254H254V256L252 257ZM215 255V256H214ZM232 255H233V257H232ZM160 256V257H159ZM162 256H166V257H162ZM208 256V257H207ZM210 256V257H209ZM217 256V257H216ZM225 256H228L229 257V261H225V259L223 258V257H225ZM262 256V257H261ZM110 257V256H109ZM201 257H203V259L201 258ZM206 257V260L204 259ZM254 257H257V258H254ZM127 258V257H126ZM129 258H130V261L132 262V264H134V262H135V260H136V262L135 263H139V264H141L140 263V258H137V259H135V258H132L131 259V257L130 256H128V258H127V260H121V261H119V260H116L115 262H116V264H118L119 262L121 263V264H131L128 260H129ZM216 258V259H215ZM135 259V260H134ZM161 259V260H160ZM234 259V260H233ZM133 260V261H132ZM171 260H174V261H176V259H171ZM204 262H203V261ZM210 260V261H209ZM232 260H233V262H232ZM241 260V261H240ZM255 260V261H254ZM125 261V262H124ZM128 261V262H127ZM207 262H209V263H207ZM232 262V263H231ZM263 262V263H262ZM119 263V264H120ZM197 263H194V262H191L190 264H197ZM182 264H189V262H187V263H182Z\"/></svg>","mask_w":264,"mask_h":264},{"label":"water","instance_id":"obj_3","mask_svg":"<svg viewBox=\"0 0 264 264\" xmlns=\"http://www.w3.org/2000/svg\"><path fill=\"white\" fill-rule=\"evenodd\" d=\"M64 125L58 128H43V127H31L24 130L26 139L16 148L24 147L25 145H35L36 149L40 153H46L50 147L55 145L57 142H60L62 145L66 142L63 139V133L61 132L64 129ZM46 130L45 132L39 130ZM58 133H60L58 137ZM55 140V142H53ZM34 141H37L34 143ZM47 181V188L50 192L56 193L62 186V173L59 167H51L45 175Z\"/></svg>","mask_w":264,"mask_h":264},{"label":"snow or ice","instance_id":"obj_4","mask_svg":"<svg viewBox=\"0 0 264 264\" xmlns=\"http://www.w3.org/2000/svg\"><path fill=\"white\" fill-rule=\"evenodd\" d=\"M13 2V0H8V3L9 5H11ZM45 3L48 2V0H44ZM110 3H116V0H109ZM19 3L20 4H24L25 3V0H19ZM136 3L139 4L140 3V0H136ZM149 4L151 5V15H155V13H157L159 11V5L155 2V0H149ZM33 7H35V5H33ZM129 7H131V5H129ZM59 61L56 62V67H59ZM81 103L83 104V101H81ZM205 111H207V108H205ZM177 119H179L177 117ZM168 121L165 119V120H162V121H158V123H167ZM157 127V124H149L147 126V128H143L141 129L140 131H138L136 133V137H139V136H143L145 135L150 129H155ZM39 131H42V132H45L46 130H39ZM61 132L63 133V139L66 141V144L67 145H70L72 143V136H71V129L70 128H64L61 130ZM60 133H58V137H59ZM130 139H135V137H130ZM37 141H34V143H36ZM55 142V140L53 141ZM121 143H124V141H121ZM134 147H139V145H134ZM67 147H65V152H67ZM113 157L115 156H119L120 155V152H114L113 154ZM106 163H110V161H105ZM67 175V169L65 167V176ZM121 179H123V177H121ZM64 190H67L66 187ZM44 195L47 196L48 193L47 192H44ZM264 213V207H262L260 209L259 212L256 213V219L257 220H264V216H262L261 214ZM220 221L221 223H223L224 221V216L221 215L220 216ZM261 227H264V223H262L260 225ZM105 228H106V222H105ZM27 233V229H25V234ZM99 236L103 237L104 238V241L105 243H107V236L105 235V232L104 231H101L98 233ZM39 239L41 241V243L44 244L45 248L47 251H51L52 250V245L49 241H47L46 239H44L43 236H39ZM209 240L213 239V237L209 236L208 237ZM193 252H196L198 253L199 252V248L198 247H194L192 249ZM244 253L243 252H240L238 255L239 256H242ZM107 255V253H106ZM110 259V258H109ZM148 261H149V264H152V257L151 255H149L148 257ZM171 262V257L168 258L167 261H164V264H170ZM156 264H161V262L159 260L156 261ZM213 264H215V262L213 261ZM245 264H247V262L245 261Z\"/></svg>","mask_w":264,"mask_h":264}]
</instances>
